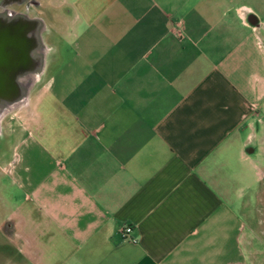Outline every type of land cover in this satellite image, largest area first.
Instances as JSON below:
<instances>
[{"label":"crops","instance_id":"crops-1","mask_svg":"<svg viewBox=\"0 0 264 264\" xmlns=\"http://www.w3.org/2000/svg\"><path fill=\"white\" fill-rule=\"evenodd\" d=\"M45 1L46 79L2 124L1 264H259L264 0Z\"/></svg>","mask_w":264,"mask_h":264},{"label":"water","instance_id":"water-1","mask_svg":"<svg viewBox=\"0 0 264 264\" xmlns=\"http://www.w3.org/2000/svg\"><path fill=\"white\" fill-rule=\"evenodd\" d=\"M7 5L0 6V138L4 120L28 106L51 54L43 39L44 20Z\"/></svg>","mask_w":264,"mask_h":264},{"label":"flooded vegetation","instance_id":"flooded-vegetation-1","mask_svg":"<svg viewBox=\"0 0 264 264\" xmlns=\"http://www.w3.org/2000/svg\"><path fill=\"white\" fill-rule=\"evenodd\" d=\"M7 3L9 9H13L16 12H23L28 14L30 17H39L44 20L47 25L46 16L48 15V11L41 3V0H0V6L2 3ZM43 39L47 42V32L44 31ZM2 144L0 139V145ZM4 264H12L11 262H7Z\"/></svg>","mask_w":264,"mask_h":264},{"label":"rangeland","instance_id":"rangeland-1","mask_svg":"<svg viewBox=\"0 0 264 264\" xmlns=\"http://www.w3.org/2000/svg\"><path fill=\"white\" fill-rule=\"evenodd\" d=\"M41 3L43 4V6L46 7V1L45 0H41ZM49 10H47L48 11V15L46 16V21H47V25L49 27H51V26H55L60 21L61 16H60L59 13H57L56 15H55V13H51V10L50 11ZM45 79H46V76L44 75V77L42 78L41 83L34 89V91L32 92L31 96L34 94V92H36L42 86V84L44 83ZM31 96H30V98H31ZM13 114H11L10 116H12ZM8 118L4 121V126L5 127H6L7 122L9 121ZM260 208H261V212L263 213L262 218H264V197H263V195H262V199H261ZM261 232H264V225L261 227ZM261 238H262V241H264V235H261ZM254 256H256V255L254 254ZM254 256H252V258H254V260H255ZM261 256H262L261 257L262 259H261L259 264H264V261H263L264 253L261 254ZM6 259H8L7 256L5 257V260ZM0 264H1V262H0Z\"/></svg>","mask_w":264,"mask_h":264},{"label":"built area","instance_id":"built-area-1","mask_svg":"<svg viewBox=\"0 0 264 264\" xmlns=\"http://www.w3.org/2000/svg\"><path fill=\"white\" fill-rule=\"evenodd\" d=\"M132 232V228L130 226H127L124 228L123 232H122V236L125 238H127V236Z\"/></svg>","mask_w":264,"mask_h":264}]
</instances>
